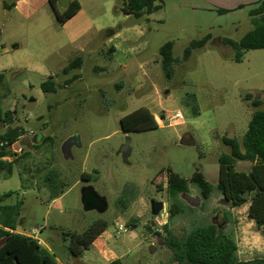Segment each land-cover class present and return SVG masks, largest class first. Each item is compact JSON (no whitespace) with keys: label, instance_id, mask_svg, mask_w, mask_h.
<instances>
[{"label":"rangeland","instance_id":"rangeland-1","mask_svg":"<svg viewBox=\"0 0 264 264\" xmlns=\"http://www.w3.org/2000/svg\"><path fill=\"white\" fill-rule=\"evenodd\" d=\"M71 1L59 0L57 9L63 12ZM78 1L82 5L78 29L84 32L80 39H72L75 30L63 28L50 6L29 21L42 23L39 29L29 27L24 50L33 56L55 50L45 64L48 74L10 66L12 55L4 53L0 43V73L6 74L0 101L3 111L14 113L11 123H0V135L21 126L31 141L29 146L22 141L19 156L9 157L16 163L12 176L0 173V196L10 195L3 204L24 202L22 227L28 232L40 227L36 236L58 255L59 264H84L69 255L61 231L83 232L98 219L109 222L105 234L109 251L106 255L94 247L86 251L91 264H109L116 258L122 264H175L163 244L169 206L164 169L171 168L185 179L200 171L216 185L218 158L229 153L222 137L241 141L246 133L254 108L245 97L264 96V49L246 51L238 63L235 51L222 39L239 41L253 29L249 13L260 0H159L156 4L161 8L139 20L122 13L123 0ZM139 27L143 37L126 41ZM13 33L11 27L5 34L14 38ZM206 36L211 38L205 47L176 64L169 80L161 64V47L173 42L174 57L181 59L192 41ZM110 39L109 44L120 48L116 58L109 52ZM82 45L87 46L84 53ZM79 55L84 59L82 67L63 74ZM75 75L79 78L66 85ZM50 76L57 92L46 94L42 83ZM190 95L196 96L198 116L186 103ZM31 100L35 107L28 112L25 107ZM142 107L155 121L177 112L183 119L171 126L124 131L120 119ZM47 136L51 141L43 143ZM72 136H78L79 143L72 147V158L66 159L61 147ZM250 168L248 162L236 164L239 171ZM50 170L59 176L58 187L64 186L53 200L45 183ZM83 173L94 178L84 180ZM129 184L136 185L140 194L121 210L117 200ZM86 186L107 198V212L84 211L81 191ZM180 198L191 210L171 225L178 236L194 225L214 223L234 232L240 260L264 256V227L257 229L248 218V204L231 208L216 189L204 200L193 185ZM151 200L164 202L158 217L151 214ZM131 219H138V228L132 231L126 225V232L120 231V223Z\"/></svg>","mask_w":264,"mask_h":264},{"label":"trees","instance_id":"trees-1","mask_svg":"<svg viewBox=\"0 0 264 264\" xmlns=\"http://www.w3.org/2000/svg\"><path fill=\"white\" fill-rule=\"evenodd\" d=\"M159 0H123L121 11L126 16H133L139 20L149 16L161 8L156 3ZM59 0H50L57 21L60 25L72 19L81 9L78 0L69 3L63 12H59L57 4ZM6 9L13 5L4 4ZM253 29L248 31L239 41L224 38L222 43L235 51L234 60L242 62L244 54L249 50L264 49V0H260L257 6L250 11ZM211 36L192 41L184 50L183 57L175 58L173 54V42L165 43L160 49L161 64L166 77L174 78L176 64L188 61L193 51L205 47ZM113 51L110 50V52ZM83 56L73 58L62 70L63 74H69L74 69H80L83 64ZM79 78L65 81L71 84ZM6 80V74L0 73V87ZM44 93H56L57 83L50 76L42 83ZM264 94V93H263ZM245 99L251 101L254 108L248 129L241 141L236 137H222L223 143L229 148V153H222L218 158L219 177L217 184L209 182L204 174L196 171L190 179H185L174 173L171 168L164 169L166 175V193L168 195V222L162 227L165 232L163 244L170 250L172 262L175 264H264V256L251 260H240L238 257V244L233 231H226V227L214 224L202 226L194 225L185 234L178 236L171 230V225L177 216L191 210L180 198L183 193H188L190 185L198 190L204 200H208L213 191L218 190L229 203L231 208L241 207L248 204V218L253 221L257 229L264 227V96L262 99L255 98L253 94H247ZM186 103L192 107L194 116L200 114L195 95L188 96ZM13 114L3 111L0 101V123H11ZM124 131H145L157 127L150 110L146 107L139 108L120 119ZM27 132L17 126L11 129L5 136L0 135V173L5 177L13 174L15 160H9L11 156H19L14 152V144L17 143ZM42 135L39 136L41 139ZM50 137H43V143L50 142ZM2 144V145H1ZM21 157L23 154L20 155ZM238 162L251 164L249 171L236 169ZM97 173V172H96ZM84 180H92L91 174L83 173ZM59 176L54 170H50L45 177V183L50 190L51 200L58 198L64 190V186L58 187ZM160 188L162 186H159ZM139 190L136 185H126L123 193L117 200V207L126 210L134 201ZM10 195L0 196V264H59L58 255L40 244L39 240L31 235L18 232V228L24 224L23 201L15 204H3ZM230 219L227 216V222ZM138 219L126 222L130 230L138 228ZM109 227L105 219L94 221L83 232L61 231L63 240L68 241L67 251L73 259H81L97 238H99ZM151 230V228H149ZM156 235L161 236L159 232ZM109 264H122L120 259Z\"/></svg>","mask_w":264,"mask_h":264},{"label":"crops","instance_id":"crops-1","mask_svg":"<svg viewBox=\"0 0 264 264\" xmlns=\"http://www.w3.org/2000/svg\"><path fill=\"white\" fill-rule=\"evenodd\" d=\"M4 4L13 5V7L11 9H6L4 7ZM48 6L51 7L50 0H12V1L0 0V43L5 47L4 53L12 55V58L9 61V64H11L10 66L12 67L14 66L16 68L24 69L29 72H35V73H39L43 75L48 74L45 64L48 62L49 57L54 53L55 50L53 49L52 52L49 51L48 53H45L42 56L38 54H35L33 56V55H30V52L28 50L26 51L24 50L26 49L25 47H27L25 40H27V34L29 33L28 31L30 30L29 27L32 26V27L39 29L42 23V22H29V21L33 17H36L41 11H44L45 7H48ZM81 13H82V5H81L80 11L72 19H70L69 21H67L65 24L62 25L63 28L67 26V28L70 27L72 28V30L73 29L75 30L76 34L75 35L72 34L73 40L80 39L84 35V32H80L78 29L81 24L77 23V22H80V20L78 19ZM54 15L56 17L55 12H54ZM56 20H57V17H56ZM24 21H27V22H24ZM11 27L14 30V33H13L14 38L7 37L5 34L7 29ZM143 33L144 32L140 27L136 28L132 33L133 36L125 40L130 41V42H136L143 37ZM15 37H18V38H15ZM111 40L112 39H110L107 42V45H109V52L110 50L113 49L112 54L116 58L117 56H120L119 54L120 48L116 43L112 42L113 46L115 47L113 48L111 46L112 44H109L111 43L110 42ZM86 47L83 45L80 46V51L84 53L87 50ZM21 139H24L23 143L26 144L27 146L31 144V141L28 139V135L22 136ZM122 224L126 225V221H122L120 225ZM39 229L40 227L38 228L37 226L36 228L33 229V231L39 230ZM33 231L28 232L23 227L18 228V232L28 234L31 236H33L32 235ZM106 232L107 231H105L99 238L95 240V242L92 244L89 251L94 247L95 250L100 251V252L102 251L104 255L108 253L109 248L105 247L106 243L109 240V238L105 235ZM42 245L51 251L49 245H47L45 242L42 241ZM238 257H239V250H238ZM117 259L121 260V258H116L114 260H117ZM80 260L84 264H91L90 261L87 260V257L85 256V254Z\"/></svg>","mask_w":264,"mask_h":264},{"label":"water","instance_id":"water-1","mask_svg":"<svg viewBox=\"0 0 264 264\" xmlns=\"http://www.w3.org/2000/svg\"><path fill=\"white\" fill-rule=\"evenodd\" d=\"M34 108L33 100L30 101L29 105L25 107L28 112H31ZM29 139V138H28ZM24 139L19 140L15 143V152L18 153V148H21V143ZM79 137L72 136L68 138L62 145L61 151L66 159L72 158V147L78 145ZM14 147V148H15ZM187 193H183L185 195ZM81 202L85 212L96 211L100 214H104L109 209V203L105 196L99 194L93 186H86L81 191ZM195 205V204H194ZM151 214L154 217H158L164 210V202L151 200L150 202ZM220 229V227H219ZM152 252V249H151Z\"/></svg>","mask_w":264,"mask_h":264},{"label":"built area","instance_id":"built-area-1","mask_svg":"<svg viewBox=\"0 0 264 264\" xmlns=\"http://www.w3.org/2000/svg\"><path fill=\"white\" fill-rule=\"evenodd\" d=\"M0 50H2V47L0 46ZM183 119V115L180 113V112H177L175 115L173 116H170V117H167V116H160L158 118V120L156 121V125L159 126V127H164V125L167 123L168 126H171L174 124V122H177L179 123L180 121H182ZM2 145V144H1ZM126 225L122 224L119 226V230L120 231H123V232H126ZM37 230H34L32 235L34 238L38 239L40 244H42V240L39 239L36 235H37Z\"/></svg>","mask_w":264,"mask_h":264}]
</instances>
